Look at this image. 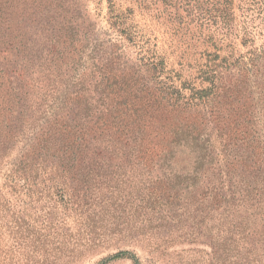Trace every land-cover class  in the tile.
Wrapping results in <instances>:
<instances>
[{"label": "rangeland", "instance_id": "rangeland-1", "mask_svg": "<svg viewBox=\"0 0 264 264\" xmlns=\"http://www.w3.org/2000/svg\"><path fill=\"white\" fill-rule=\"evenodd\" d=\"M113 44L129 65L156 62L163 83L186 94L210 89L205 99L211 101L174 111L163 129L143 131L155 136L159 156L152 153L153 159L146 148L117 151L104 155L110 163L102 167L65 173L88 178L86 215L96 219V244L79 264H100L120 250L135 253L140 264H264L259 207L195 196L193 189L208 182L209 165L199 185L192 178L199 146L222 145L216 137L222 122L197 125L207 119L208 104L216 116L224 105L205 71L251 46L264 47V0H231L229 6L225 0H0V89L22 88L27 96L22 121L0 157V264H47L53 205L47 194L58 199L64 185L61 171L47 170V110L69 108L70 102L61 104L69 89H97L106 71L100 61ZM111 69L128 74V67ZM113 81L103 86H120ZM191 125L195 129L183 134ZM11 173L23 177L16 189L5 184ZM80 217L78 211L67 218L72 233ZM120 233L138 235L144 247L118 243Z\"/></svg>", "mask_w": 264, "mask_h": 264}, {"label": "trees", "instance_id": "trees-1", "mask_svg": "<svg viewBox=\"0 0 264 264\" xmlns=\"http://www.w3.org/2000/svg\"><path fill=\"white\" fill-rule=\"evenodd\" d=\"M230 3L231 0H225V5ZM225 15L229 16L227 10ZM118 49L117 45H110L109 56L101 59L100 70L103 65L106 71L102 72L97 89H69L61 103L70 102L69 108L60 104L56 106L54 102L55 110H47V170L61 171L64 181L56 194L58 199L55 200L51 193L47 194L53 202L47 216L45 236L49 250L47 264H79L90 255L97 240L94 233L96 219L91 214L86 215L88 178L80 172L79 177L76 174L66 176L65 173L102 167L106 162L110 163L104 155L109 158L133 149L143 151L146 148L144 152L151 153L149 156L153 159L152 153L159 156L155 150V136H143L142 132L163 129L174 111L211 101L205 99L210 89L183 93L174 85L162 82L156 72V62L151 61L144 66L129 65L128 60L115 51ZM215 66L216 69H207L205 74L211 72L209 79L215 89L212 94L215 98L220 97L224 105L215 109L219 113L216 116L214 107L208 104L207 119L197 125L222 122L216 129V137L220 138L222 145L217 147L209 141L199 146L192 178L199 185L206 165H209L206 169L210 176L207 184L204 182V188L193 189V194L228 203L249 201L259 207V213H264V47L251 46L245 55L232 62L223 59ZM127 67V75L111 73V68L119 71ZM112 80L113 84L120 86L113 89L103 86L105 81ZM8 88L0 89V117L3 118L0 122L3 126L0 129L3 146L0 157L6 156L4 150L10 141L7 138L13 136L21 123L20 114L27 100L22 88L18 90L16 87L13 93ZM12 98L14 103L8 105ZM67 115L72 118H67ZM253 118L257 121L251 123ZM190 129L195 128L192 125L185 127L182 133L188 134ZM22 179V175L17 177L11 173L6 176L5 184L7 188L16 189ZM50 179L48 177L47 181ZM78 211L80 227L75 234L67 227V218L71 212ZM40 238L38 236L36 240L40 241ZM115 239L126 246L141 244L144 247L138 235L120 233ZM148 255L152 256L151 253ZM122 258H130L140 264V258L129 250H120L100 264Z\"/></svg>", "mask_w": 264, "mask_h": 264}]
</instances>
